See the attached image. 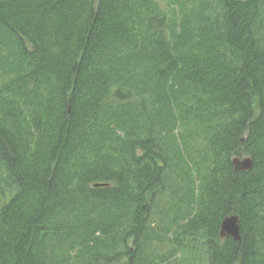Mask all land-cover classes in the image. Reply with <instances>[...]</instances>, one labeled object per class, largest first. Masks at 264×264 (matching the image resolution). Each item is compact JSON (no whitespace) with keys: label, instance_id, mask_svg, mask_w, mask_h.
<instances>
[{"label":"trees","instance_id":"obj_1","mask_svg":"<svg viewBox=\"0 0 264 264\" xmlns=\"http://www.w3.org/2000/svg\"><path fill=\"white\" fill-rule=\"evenodd\" d=\"M167 5L0 0V264H264V0Z\"/></svg>","mask_w":264,"mask_h":264},{"label":"water","instance_id":"obj_2","mask_svg":"<svg viewBox=\"0 0 264 264\" xmlns=\"http://www.w3.org/2000/svg\"><path fill=\"white\" fill-rule=\"evenodd\" d=\"M233 164L235 166V170H245L249 169L252 166L251 157H235L233 159ZM220 236L222 238L232 236L236 240H241L240 234V225H239V216L238 215H230L223 219L220 228Z\"/></svg>","mask_w":264,"mask_h":264},{"label":"rangeland","instance_id":"obj_3","mask_svg":"<svg viewBox=\"0 0 264 264\" xmlns=\"http://www.w3.org/2000/svg\"><path fill=\"white\" fill-rule=\"evenodd\" d=\"M159 2H160V5H161V7L163 8V9H165V10H169V6L167 5V0H159ZM191 2H189V4L187 5V8L189 9V7H191ZM189 6V7H188ZM244 157H247V156H244ZM244 157H242V158H244ZM167 248V246L166 247H164V248H162L161 247V250H165Z\"/></svg>","mask_w":264,"mask_h":264}]
</instances>
